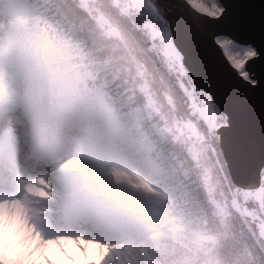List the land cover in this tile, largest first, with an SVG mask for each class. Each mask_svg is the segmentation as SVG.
<instances>
[{"label":"snow or ice","instance_id":"obj_1","mask_svg":"<svg viewBox=\"0 0 264 264\" xmlns=\"http://www.w3.org/2000/svg\"><path fill=\"white\" fill-rule=\"evenodd\" d=\"M43 9L34 23L66 20L87 37L103 20L123 37L113 45L102 35L99 51L118 111L64 167L90 177L119 160L114 171L131 186L143 178L187 202L194 234L146 264H264V0H47ZM160 206L152 197L117 206L128 217L123 246L168 239H151Z\"/></svg>","mask_w":264,"mask_h":264},{"label":"rangeland","instance_id":"obj_2","mask_svg":"<svg viewBox=\"0 0 264 264\" xmlns=\"http://www.w3.org/2000/svg\"><path fill=\"white\" fill-rule=\"evenodd\" d=\"M84 1L87 2V0ZM22 7L23 4L19 3H13L10 6H3L0 3V85L3 86L5 83L7 85L6 92L2 93V95L0 94V97H5L7 102L14 106H16L15 102H18L16 107L20 110L23 107V102L27 103L25 101L27 97H30L34 103L36 102L35 104L41 125H38L36 128V133L34 135L35 139L33 141L37 140L41 132L44 130H48L53 135L60 132L65 138V142L61 143V145H65L64 149L66 156L53 166H47V170H51L53 176L57 171H62L61 173L64 177V170H66L75 181H78V186H85L87 184L86 182H80L78 180V175L76 176L64 167L66 159L77 157L82 143L92 137L85 136L83 132L84 128L101 126L97 121H95V118L97 117L106 118L107 122L111 121L117 113V110L114 109L112 104H107V106L104 105L106 108L98 107L97 103L93 105L92 97L89 92H73V87L69 83L71 78L66 77V74H69V71H67L66 74L65 72L60 71L61 66H63V63L59 62L60 58L56 59L59 61L54 63L50 62V60H52L50 54H44L43 50H47V47L49 48V44L45 43L47 37H42L45 35H41L42 33L40 34L37 29L30 30L23 24L25 11ZM99 22L104 25L103 20H100ZM108 32L109 34H116V32ZM46 57L49 59L47 60ZM3 78L6 80H2ZM19 113L20 114L18 117L16 116V119L12 121L9 120L5 123L6 127L0 128V134H5L6 131H12L13 128L18 130L19 125L22 130L24 129L27 132L30 122L26 119L24 121L22 113L20 111ZM75 121L79 123H75ZM31 122L33 124L36 123V125L39 124L38 120H36L35 123L34 121ZM54 138L55 137L51 138L52 145L58 142L57 139ZM16 154V151H13L11 156H16ZM112 162L117 164L121 163L119 160H114ZM0 163L5 170H9L11 168L9 166L7 167V165L1 160ZM31 164L34 166L32 162ZM3 168L0 167V171L4 172L5 170H3ZM40 173L47 172L38 171L36 174L34 172L28 176V178H32V175H41ZM8 175H10L13 182L7 184V186L11 187L10 189L15 191L13 194L14 196L19 193L24 186L20 187L19 179L21 177L18 176V178H15L11 173ZM11 176H13V178ZM57 184L58 183L55 180L53 188H47L42 182L40 195L42 197H46L47 199L32 202L40 211V216L44 217V219L48 216L49 218H52L54 222L55 220L59 221L57 216L59 214L58 204L60 200L55 201L51 197L52 192L55 193L53 190L54 185ZM65 185H69L73 188L69 182H65ZM60 187V194L62 195L64 188L63 186ZM49 193H51V196H49ZM5 197L7 196L2 195L0 196V199ZM95 204L99 209H102L112 215L111 219L115 221V226H110L112 229H109V232L105 234L108 237L98 234V238L93 236L94 239L96 241L103 242L99 245L101 248H103L104 244L113 243L121 244L123 246L129 226L127 215L122 211H119L117 206L110 204L107 201H101V199H99V201ZM61 217L63 219L64 215H61ZM49 225L50 228L53 227V224L49 223ZM65 225L68 229H79L80 227L79 223L68 221H65ZM40 227L44 228L42 224ZM85 229L90 232H97L99 230L104 232V230L99 227V223L96 222L88 223V225L85 226ZM77 243L78 246L81 247L84 256L87 258L89 255L87 252V244L79 245V242ZM89 243H92V241ZM69 259L72 260L73 258L69 257ZM48 264H53V262L48 261ZM84 264H96V262L86 259ZM104 264H108V262L105 261Z\"/></svg>","mask_w":264,"mask_h":264},{"label":"clouds","instance_id":"obj_3","mask_svg":"<svg viewBox=\"0 0 264 264\" xmlns=\"http://www.w3.org/2000/svg\"><path fill=\"white\" fill-rule=\"evenodd\" d=\"M83 132L85 136H93L101 133V126L86 127ZM118 166L114 162L97 165L96 173L89 177V194L115 206L129 199L137 202L149 197L157 199L161 206L151 239L155 241L160 236L168 239L154 245L141 241L135 247H118L113 243L104 244L101 248L102 241H96L83 231L45 230L40 227L32 202L47 199L40 195V190L41 181L45 187L53 188L55 176L50 170L33 176L16 195L0 199V260L4 264H11L14 260L21 264H48V261L53 264H84L86 259L96 264H104L105 261L108 264H146L155 250L168 249L172 243L190 239L195 232L196 219L187 202L169 198L159 186L143 178L140 185L131 186L125 179L127 173L114 171ZM77 242L79 245L87 244V258Z\"/></svg>","mask_w":264,"mask_h":264},{"label":"bare ground","instance_id":"obj_4","mask_svg":"<svg viewBox=\"0 0 264 264\" xmlns=\"http://www.w3.org/2000/svg\"><path fill=\"white\" fill-rule=\"evenodd\" d=\"M47 37V36H46ZM49 40V38L47 37ZM52 59V56H51ZM52 62V60H50ZM6 80V79H2ZM1 80V84H2ZM8 84V83H7ZM6 83L3 84V86L0 85V94L6 92ZM27 103L23 102V107L20 110L17 108L18 102H15V105H12L7 102L5 97H0V128L6 127L5 123L8 122L9 120L12 121L16 119V116H19V111L23 115V119L30 122V126H28L27 132L18 126V132L20 133L19 137V142H16V139L12 133V131H6L5 134H0V160L3 161L7 167H11L9 170H5L3 166L0 163V167L3 168L5 171L2 172L0 171V196H13L15 191L11 190V187H8L7 184L12 183V179L10 178L9 173H11L15 178L18 176L21 177L19 179V184L20 187H23L27 182L31 181L32 178H28L31 174L38 171H44V172H49L47 170L48 167L53 166L56 164L59 160L63 159L65 155V145H61V143L65 142L64 135L62 133H55V135H51L49 138L45 140H41L38 143V147L42 146L43 147V152L46 154V161L36 158L32 154H30L28 151H30V143L33 142L34 135L36 133V128L40 124V120L38 117V112H37V107H36V102L34 103L30 97H27L25 100ZM3 108V109H2ZM2 109V110H1ZM3 114V115H2ZM13 118V119H10ZM21 118V115H20ZM38 120L39 124L36 125L35 121ZM31 121H34L35 124H33ZM64 121V120H63ZM55 128V127H54ZM23 131V133H22ZM55 137L58 141V145L56 148L52 147L51 144V138ZM54 138V139H55ZM16 151V156H11L12 152ZM31 162L34 164L32 166ZM48 166V167H47ZM1 170V169H0ZM65 171V177L62 176L64 182H69L74 189V196L70 198V208H65V207H59V214L57 216L58 220L53 221L52 218H47L44 219V217L40 216V211L36 206H34V212L36 213L40 225L42 224L43 227L45 226H50L49 223L53 224V227L51 228V231H83L87 233L90 236H95L98 238L99 235L101 236H107L105 235L106 233L109 232V229H112L111 227L115 226V221L111 219V214L105 212L102 209H99L98 206L95 204L99 201V199H96L94 196L89 194V177L81 175L79 172L76 171H71L73 174L76 176L78 175V180L80 182H86L87 184L85 186L79 185L78 186V181H75L73 177L70 176V173L66 170ZM62 172V171H61ZM41 175L45 173H40ZM13 176H11L13 178ZM34 176V175H32ZM70 179V181H69ZM74 180V181H71ZM42 184V181H41ZM59 187H58V186ZM54 185V191L55 193L52 192V199H59L63 197L60 194V185L57 184ZM87 187V188H86ZM86 188V189H85ZM104 201V200H101ZM77 215L78 220L75 223H79V229H68V227L65 225V220L62 219L61 215ZM49 223H48V222ZM70 222V221H68ZM96 222L99 223V227L104 230L102 232L101 230L97 232H90L85 229V226L88 225V223ZM56 223V224H55ZM81 223V224H80ZM111 226V227H110ZM55 228V230H54ZM94 233V234H93ZM97 233V234H96ZM99 234V235H98ZM108 237V236H107ZM115 240V239H112ZM111 240V241H112ZM90 242V241H89ZM88 242V243H89Z\"/></svg>","mask_w":264,"mask_h":264},{"label":"trees","instance_id":"obj_5","mask_svg":"<svg viewBox=\"0 0 264 264\" xmlns=\"http://www.w3.org/2000/svg\"><path fill=\"white\" fill-rule=\"evenodd\" d=\"M46 2L47 0H1L3 6L13 3L23 4L22 8L25 11L23 24L30 30L37 29L40 34L42 33L41 35H45L42 37L46 38L47 36L49 38V40H45V43L49 44V48L43 50L44 54H50L54 63L59 61L56 59L60 58L59 62L63 63L60 71L65 72V74L69 71L66 77L71 78L69 83L73 87L74 93L89 92L93 105L97 103L98 107L106 108L107 104H112L114 109L118 111V98L113 95L115 87L111 78L105 79L106 74L102 71V59L104 63H107L108 57L101 58L99 51L104 46L100 42L102 35L109 37L113 45L117 41L124 43L123 37L119 33L109 34L108 30L104 29V25L99 22L100 20L97 21L95 29L92 30L95 35H87V37L80 34L78 24L66 20L53 22L50 17H44L43 22L34 23V20L44 10L43 6ZM86 4L87 2H85ZM46 59L49 58L46 57ZM197 84L203 88L198 82ZM95 121L101 126L107 123L106 118L103 117H97ZM75 123L79 122L75 121Z\"/></svg>","mask_w":264,"mask_h":264},{"label":"water","instance_id":"obj_6","mask_svg":"<svg viewBox=\"0 0 264 264\" xmlns=\"http://www.w3.org/2000/svg\"><path fill=\"white\" fill-rule=\"evenodd\" d=\"M189 20H190V21H193V22H196V23H200V22H202V21L204 20V18H203V17H198L197 14H196L195 12H192V13L190 14V16H189ZM196 80H197V82H198L203 88L206 87L205 82H204L202 79H200L199 77H197ZM254 119H255L256 124H257V126H258L259 123H260V119H261V117H260V112H259L258 109L256 110V113H255ZM254 167H255V162H253V163L250 165V167H249V172H248V176L251 175V171H252V169H253ZM248 176H240L239 174H237V175H236V179H238V180L247 179Z\"/></svg>","mask_w":264,"mask_h":264}]
</instances>
